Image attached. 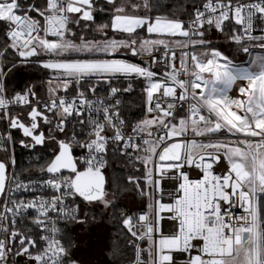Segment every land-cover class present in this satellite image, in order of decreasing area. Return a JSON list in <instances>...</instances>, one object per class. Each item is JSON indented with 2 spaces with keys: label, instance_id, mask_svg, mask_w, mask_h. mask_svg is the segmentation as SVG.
I'll list each match as a JSON object with an SVG mask.
<instances>
[{
  "label": "snow or ice",
  "instance_id": "6c2138e0",
  "mask_svg": "<svg viewBox=\"0 0 264 264\" xmlns=\"http://www.w3.org/2000/svg\"><path fill=\"white\" fill-rule=\"evenodd\" d=\"M90 25L100 39L73 32ZM0 37V264H83L67 236L89 221L81 205L126 237L106 264H264V0H0ZM29 67L49 74L46 98L36 83L9 87ZM137 82L143 116L131 123L121 97ZM16 143L47 150L38 180L15 171ZM117 154L142 165L123 183L146 210L121 206Z\"/></svg>",
  "mask_w": 264,
  "mask_h": 264
},
{
  "label": "trees",
  "instance_id": "16d2710c",
  "mask_svg": "<svg viewBox=\"0 0 264 264\" xmlns=\"http://www.w3.org/2000/svg\"><path fill=\"white\" fill-rule=\"evenodd\" d=\"M102 2V0H101ZM163 2L168 3L169 0H163ZM184 2L186 4H188L189 6L191 5V3L193 2V0H184ZM108 20V16L107 14H103V13H97L96 14V22L100 23V22H105ZM75 27V26H74ZM90 27H94L93 25H90ZM75 31L76 32H81L80 28L75 27ZM74 31V32H75ZM142 35H146L145 33H142ZM2 37H0V42H2ZM221 50L223 52L224 49L221 48ZM235 46L231 44V52H229V54H226L234 57V52ZM122 58H126L129 59L131 61H136V57H133L131 55H121ZM246 56H244L245 58ZM11 54H9V59H11ZM240 61V60H239ZM31 72L33 74L36 73H40L42 75V77L44 78V80H46V78L48 77V73L44 70H41L39 68L36 67H30ZM11 84V80H9V85ZM86 86V85H85ZM114 86H123V87H127V82L126 81H121V82H117ZM141 87H142V82H137L133 84V90L128 93L125 94L121 97V99L124 101L123 103V109L122 112L125 116V119L128 120L131 123H134L137 119L141 118L143 116V110H142V97L140 95L141 92ZM20 88V87H19ZM70 88H72L73 90L75 89V85H70ZM100 92H103L102 90ZM13 136L14 138L19 141V139L23 138L22 137V132L19 130H14L13 131ZM47 158V150L44 149L42 146H37L35 150H32L31 148H24L22 146L19 145V143H16L15 145V159H16V169L15 171L17 173H20L22 176H28L29 171L32 172L31 176H39L38 171H36L38 169V163L37 161H39V163H43V160ZM138 169L140 171H136L135 173H133L132 171H130V169ZM131 174H135L137 176L142 175V165L137 163L135 165H129L126 164L124 160H122L119 157V154H117L114 157L110 158V167L108 170V176L110 179L116 178V177H120L121 178V185L125 188H128L129 191L125 192L123 195H129V194H133L134 198L136 199V201L140 202L141 204L135 208L133 210V207L130 206V204H126L124 202L120 201V204L122 207L128 209L130 212L133 213H137L139 210L141 209H146V201L143 200V198H141L135 191H131V185H126L123 183V180L126 179V177L128 175ZM123 195H121L120 197H122ZM134 203V202H133ZM84 205H81V207ZM87 212H88V216L89 219H91V217L93 215L96 216L97 220H102V217L100 215V210L96 207H92V206H88L85 207ZM107 219L109 220V222L112 224V228H113V242L111 245L113 244H119L121 248H123L124 244L126 243V237L125 235L119 230V226L115 225V222L112 218H110L109 216H107ZM72 227V231L67 232V236H71L73 238H76L75 236V232H74V228L75 225L71 226ZM109 246L105 249L106 252V257H107V251H108ZM129 256H131V251L129 250L127 253ZM84 264V263H83Z\"/></svg>",
  "mask_w": 264,
  "mask_h": 264
},
{
  "label": "rangeland",
  "instance_id": "374dc122",
  "mask_svg": "<svg viewBox=\"0 0 264 264\" xmlns=\"http://www.w3.org/2000/svg\"><path fill=\"white\" fill-rule=\"evenodd\" d=\"M92 29V27H89L83 32L81 31L78 33L75 31V28H73V32L75 31L77 37L83 35L87 38L89 37V39H92L93 36H95L96 39H100L101 37L98 34H95ZM208 38L212 39L217 46L224 49L227 54L231 52V44L222 35L212 32L209 33ZM233 54V58L238 61L248 59L247 56L244 58L245 55L243 54L237 55L236 50H234ZM9 80H11V84L9 85V87H14L18 90H21V88H23L26 84L36 83V90L40 95L47 93V85L44 84L43 86H41L40 82L47 81L48 77L46 78V80H44L40 73L33 74L30 67L15 70ZM42 130L47 132V126H45ZM120 201L126 204H130V206L133 207V210L141 204L140 202L136 201L132 193L129 195H123L122 197H120ZM96 208L99 209V207ZM81 209L82 213L87 212L84 206H82ZM97 221L98 223H94L91 219H89L87 224L75 226L74 228L76 240L79 244V247L76 249L75 254L76 257L80 259L84 264H106L107 257L105 249L113 242V226L107 219L106 215L102 218V220Z\"/></svg>",
  "mask_w": 264,
  "mask_h": 264
},
{
  "label": "built area",
  "instance_id": "2783aa9c",
  "mask_svg": "<svg viewBox=\"0 0 264 264\" xmlns=\"http://www.w3.org/2000/svg\"><path fill=\"white\" fill-rule=\"evenodd\" d=\"M142 61V58L141 57H139V56H137L136 57V61H134V62H136V63H140ZM238 61V60H237ZM239 62V61H238ZM177 67H179V64L177 63ZM83 83V82H82ZM16 89V88H15ZM17 91H19L18 89H16ZM104 93L103 92H98V95H103ZM233 94H237V93H233ZM41 96H43V97H47V95H41ZM187 107V105H185V108ZM122 109H123V106H122ZM121 109V110H122ZM15 111H19V109H15ZM122 115H123V118H125V116H124V114H123V112H122ZM204 126V122H201V127H203ZM14 131V130H13ZM218 171H219V169H218ZM190 175L192 176V178H198V174L197 173H195V172H190ZM23 178H24V180H25V182L27 183V181H28V176H23ZM31 178V180H33V181H36V180H38L40 177L39 176H31L30 177ZM165 187H166V189H171V187H172V185L170 184V183H165ZM23 195V197L25 198V199H30L31 198V193L30 192H28V193H25V192H23V190H21V193H17V197H19L20 195ZM37 194H39V192L37 193ZM142 210V209H141ZM141 210H139V211H141ZM144 210H146V209H144ZM32 210H29V212H31ZM138 211V212H139ZM237 211V214H239V212L240 211H242L241 209H237L236 210ZM137 212V213H138ZM27 219L28 218H25V224L24 225H19L18 224V227H30V225H28L27 224ZM164 224H165V228H167L168 227V225L170 224V221H168V220H165L164 221ZM60 227L61 228H63L64 227V225L63 224H61L60 225Z\"/></svg>",
  "mask_w": 264,
  "mask_h": 264
},
{
  "label": "crops",
  "instance_id": "0c3cea01",
  "mask_svg": "<svg viewBox=\"0 0 264 264\" xmlns=\"http://www.w3.org/2000/svg\"><path fill=\"white\" fill-rule=\"evenodd\" d=\"M103 14H105V13H103ZM73 28H75V27L73 26ZM92 28H94V27H92ZM90 31H91V29H90ZM84 34H87V33H84ZM88 38H89V37H88ZM125 54H126V55H127V54H128V55H131L130 53H127V52H124V53H122L121 55H125ZM44 94L47 95V93H44Z\"/></svg>",
  "mask_w": 264,
  "mask_h": 264
}]
</instances>
